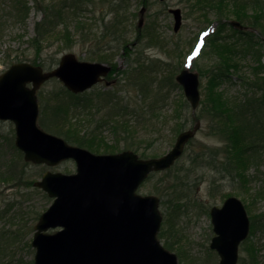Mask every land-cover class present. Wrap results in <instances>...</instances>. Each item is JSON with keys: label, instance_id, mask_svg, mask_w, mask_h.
Wrapping results in <instances>:
<instances>
[{"label": "rangeland", "instance_id": "rangeland-1", "mask_svg": "<svg viewBox=\"0 0 264 264\" xmlns=\"http://www.w3.org/2000/svg\"><path fill=\"white\" fill-rule=\"evenodd\" d=\"M34 1L28 0L30 11L24 22L7 10L0 11V73L19 61L48 71L68 52L79 60L113 64L114 72L105 78L115 80L110 86L102 81L72 96L60 80L51 78L36 90L37 124L41 129L64 138L56 133L60 130L76 139L83 138L88 144L92 141L89 129L101 131L98 136L102 139H97V144L110 153L130 149L140 158L160 157L171 149L181 131L192 128L199 119L201 127L186 143L181 157L170 168L149 173L137 192L158 198L162 216L158 238L177 255L178 264H218L219 256L209 246L214 235L211 206L234 195L244 202L250 221L255 212H264L263 201L251 204L250 195L264 185V162L257 172L261 180H253L250 189L241 176L247 179L254 174L253 167L244 164L238 171H226L224 163L229 166V162H225V141L213 132L219 121L210 114L214 99L226 111L239 104L245 110L249 102L264 103V0H127L118 14L115 7L91 0L63 17L69 24V33L61 32L63 20L59 17L56 36L39 45L32 41L35 23L44 16L46 5L57 6L61 1L39 0L35 5ZM143 5L146 10L140 14ZM169 8L181 9L182 23L177 31L173 29L174 17ZM216 19L222 21L219 31L208 40L202 54L191 61L190 69L199 67L202 71L200 102L192 109L174 76L198 31ZM230 19L240 20L246 26L244 31L230 26ZM80 21L86 23L84 27H80ZM138 82H154L161 90L159 98L151 103V97L135 88ZM109 95L123 105L131 102L134 109L137 100L145 99L143 109L152 105L148 115L166 119L165 125L158 131L162 120L159 124L153 120L139 123L133 112L127 129L115 132L114 119L99 127L101 117L110 120L105 116L109 111L106 105L96 110L90 106V115H86L89 111L73 109L78 102L97 104L99 97ZM58 109L62 110L59 116L63 112L61 117L56 116ZM14 141V124L0 120V264H34V226L53 199L35 182L45 171L74 173L76 165L72 159L53 166L35 164L24 159ZM81 147L103 153L102 148L97 152L95 148ZM251 240L259 244V262L264 264V230H258ZM243 245L239 247L238 264L246 257Z\"/></svg>", "mask_w": 264, "mask_h": 264}, {"label": "water", "instance_id": "water-1", "mask_svg": "<svg viewBox=\"0 0 264 264\" xmlns=\"http://www.w3.org/2000/svg\"><path fill=\"white\" fill-rule=\"evenodd\" d=\"M170 12L177 31L181 10ZM231 23L241 27L239 22ZM109 70L105 64L79 61L73 53H66L52 70L15 62L0 74V119L15 123V143L24 152V159L49 165L67 158L76 162V173L46 171L35 182L49 196H55L35 225V264H178L176 254L157 238L162 219L158 198L136 190L149 172L174 163L200 121L193 129L181 131L166 154L147 159L131 150L95 154L37 126L36 90L43 82L57 77L78 93L100 81ZM178 79L195 109L199 101L196 73L184 70ZM210 215L215 232L210 247L218 252L219 264H237L239 244L250 228L245 205L238 197L229 196L221 207L213 206ZM49 227L61 229L43 232Z\"/></svg>", "mask_w": 264, "mask_h": 264}, {"label": "trees", "instance_id": "trees-1", "mask_svg": "<svg viewBox=\"0 0 264 264\" xmlns=\"http://www.w3.org/2000/svg\"><path fill=\"white\" fill-rule=\"evenodd\" d=\"M36 3H39V0H35ZM34 1V5L36 4ZM43 2V0H41ZM61 3L57 4V6L46 5L45 13L42 19L37 21L35 23V35L32 37V41L39 45L43 42L49 41L48 39L54 38L56 36V30L57 26L59 25V22L57 21V18H61L63 21L61 32H67L69 33L70 27L69 24L63 19V17H67L69 15V12H72L74 8H79V6L83 3H88L91 0H60ZM102 3H107L110 6L115 7L114 10L116 14H118L124 5V2L127 0H99ZM144 0H141V2ZM201 2H215V1H221V0H200ZM237 2L236 0H234ZM7 10L8 13H12L16 18L21 19V21H25V18L29 14L30 6L28 5V0H0V11ZM114 17V19H116ZM56 19V20H55ZM1 21V16H0ZM86 23L83 21H80L79 25L80 27H84ZM221 27V25H220ZM219 27V29H220ZM217 30V32L219 31ZM113 30L115 31V27H113ZM60 32V30H59ZM215 35V34H214ZM213 35V36H214ZM212 36V37H213ZM211 37V38H212ZM210 38V39H211ZM68 39V38H67ZM209 40V39H208ZM208 42V41H207ZM200 70V68L198 67ZM264 69V66L262 67ZM202 73V71L200 70ZM135 85V88L138 90V92H142L146 97H151V103H153L155 100H157L160 96V88L157 87L154 82H138ZM71 93V92H70ZM72 96L78 95L71 93ZM104 98V97H103ZM103 98L99 97L98 101L92 104H87L84 102H78L74 104L73 109L81 111H89L90 115L92 112L90 110V106L94 105L95 110L97 107L102 108L103 105H106L108 107L109 111L106 113V117L110 118V120H107L103 117H101V122H99V127L102 126V124L110 123L112 119L113 120V126L112 129L115 132H118V130L124 131L127 129L128 121L132 118L130 117L133 112H136L134 116H136L135 121L142 123L143 121H154V123L159 124V122L162 120L163 122L158 125V131H160V127L165 125L166 119H160V116H152L148 115L149 110H151V106L149 104V109L144 110L143 104H145V99L142 98L141 101H136V108L131 107V102H128L126 104H122L120 101H114L110 95L109 97ZM244 106V105H243ZM242 104H239V106L230 108L229 111H226L224 105H220L218 100L214 99V102L212 104V107L210 108V114L213 116L215 120L219 121V126L217 129H214L213 132H216L219 136H221L225 144L223 146V150L225 149V162H229V166L227 163H224L226 171H230L231 169L239 170L243 169L242 166L245 164L250 165L254 168L255 173L249 174L247 176V179H245L243 176H241V180L244 182H247L248 189L249 184L253 180H261V177L257 172L259 171L258 168L262 166L264 162V103L256 101L253 105V102H249L246 104V109L244 110L242 107ZM260 106V107H259ZM66 107H64V110L66 112ZM262 107V108H261ZM70 108H68L69 110ZM62 110L57 111L56 116L61 117L62 114L59 116V112ZM138 112V115H137ZM155 112V110H152V113ZM231 112V113H229ZM248 116H246L247 114ZM145 125V124H144ZM98 126H95L97 128ZM123 128V129H122ZM91 131V136L89 138H92V141L88 144V142L81 138L76 139L72 136H70L66 132H62L60 130H57L56 133L64 136V138L71 140L72 142H75L78 145L81 146H88L90 148H95L97 152L98 149H103V147L99 146L97 139H102L101 136H98L101 131H96L95 129H89ZM87 138V137H86ZM76 139V140H75ZM247 145V146H245ZM103 152H109V149L104 148L101 150ZM116 151V150H114ZM245 156V157H243ZM242 157V160H241ZM246 158V160H245ZM238 160H241L238 162ZM243 162V163H242ZM244 167V166H243ZM251 204L254 201H263L264 204V185H259L257 188L254 189V192L251 194ZM258 230H264V212L257 213L255 212L251 216V232L248 239L245 241L243 245V250L246 251V257H242L241 264H261L259 262V244H257L254 241H250V238L253 234H255Z\"/></svg>", "mask_w": 264, "mask_h": 264}, {"label": "flooded vegetation", "instance_id": "flooded-vegetation-1", "mask_svg": "<svg viewBox=\"0 0 264 264\" xmlns=\"http://www.w3.org/2000/svg\"><path fill=\"white\" fill-rule=\"evenodd\" d=\"M229 196H230V195H229ZM226 198H227V196H226ZM226 198H225V199H226ZM225 199H224V200H225ZM224 200L222 201V203H221L220 205L223 204ZM210 218H211V215H210ZM211 222H212V219H211ZM212 226H213V223H212ZM213 232H214V231H213ZM213 236H214V235H213ZM213 236H212V237H213Z\"/></svg>", "mask_w": 264, "mask_h": 264}]
</instances>
